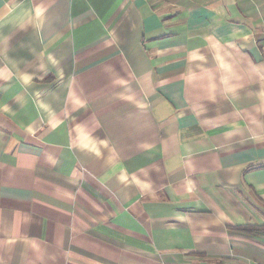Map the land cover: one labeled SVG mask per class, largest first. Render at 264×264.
<instances>
[{
    "label": "crops",
    "instance_id": "0c3cea01",
    "mask_svg": "<svg viewBox=\"0 0 264 264\" xmlns=\"http://www.w3.org/2000/svg\"><path fill=\"white\" fill-rule=\"evenodd\" d=\"M264 0H0V264H264Z\"/></svg>",
    "mask_w": 264,
    "mask_h": 264
},
{
    "label": "trees",
    "instance_id": "16d2710c",
    "mask_svg": "<svg viewBox=\"0 0 264 264\" xmlns=\"http://www.w3.org/2000/svg\"><path fill=\"white\" fill-rule=\"evenodd\" d=\"M247 231H259V230H264V228H257V227H252V228H244Z\"/></svg>",
    "mask_w": 264,
    "mask_h": 264
}]
</instances>
